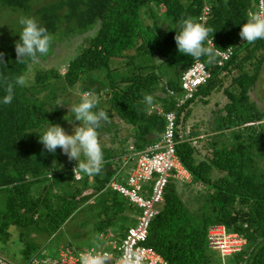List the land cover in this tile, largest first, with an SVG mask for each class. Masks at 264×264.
<instances>
[{
	"label": "trees",
	"instance_id": "trees-1",
	"mask_svg": "<svg viewBox=\"0 0 264 264\" xmlns=\"http://www.w3.org/2000/svg\"><path fill=\"white\" fill-rule=\"evenodd\" d=\"M38 1L0 0L1 11L34 18L53 37L47 56L18 63L15 44L20 36L0 28L5 61L0 66V243L9 240L8 229L15 227L14 241L32 258L38 252L32 234L53 239L84 209L90 212L96 235L112 232L119 242L139 210L108 183L123 169L120 158L128 145L140 151L153 144L165 130L164 115L174 113L177 157L190 182L206 191L199 207L191 210L171 180L145 246L168 264H213L207 231L223 225L246 240L228 264H264V111L250 95L264 67V40L238 44L258 0H48L34 8ZM205 5L209 12L202 22ZM147 16L152 24L146 23ZM189 17L213 29L218 49H233L222 66L177 51L175 32L179 21ZM85 33L89 35L68 58L64 73L41 66V59L53 55L56 42ZM196 62H202L211 77L177 106L181 75ZM20 75H25L26 85L16 86L12 103L3 104L4 78ZM77 90L94 92L99 103L93 111L103 109L110 117L98 129L103 170L80 173V181L72 172L78 161H69L60 148L48 153L39 142L48 123L73 134L68 124L76 122L70 108L81 102ZM61 92L73 101L67 97L59 106ZM214 92H221L226 103L214 126L205 131L206 141L200 123H186L197 106L208 105ZM145 94L154 97L153 106L144 103ZM87 190L92 193L84 195Z\"/></svg>",
	"mask_w": 264,
	"mask_h": 264
},
{
	"label": "built area",
	"instance_id": "built-area-1",
	"mask_svg": "<svg viewBox=\"0 0 264 264\" xmlns=\"http://www.w3.org/2000/svg\"><path fill=\"white\" fill-rule=\"evenodd\" d=\"M264 9V0H258L256 11ZM209 12V6L203 7L201 21L204 22ZM210 39V38H209ZM211 40V39H210ZM246 43L240 40L238 44ZM214 44V43H213ZM216 66L220 67L229 60L233 54L232 48H227ZM211 74L202 62H196L185 70L180 78L182 96H175L177 106L184 104L193 97L198 88L207 83ZM169 95H174L169 91ZM166 127L160 138L153 144L137 151L134 144H129L127 152L121 156V164L127 171L124 180L114 176L108 186L110 190L119 193L129 205L139 211L133 217L134 224L129 226L124 237L119 242H108L110 248H90L82 252H76L69 246H61L57 258L37 257L30 258L28 264H81V257L89 252L106 254L108 264H128L125 253H135L131 257L134 264H168V262L151 247L145 246L151 221L158 215L164 202V190L167 184L173 180L176 182H190L191 176L181 165L175 147L174 138L175 115H164ZM75 181H80L81 174L75 175ZM111 232L101 235L102 238H110ZM207 245L211 250L219 254V262L215 264H228L227 258L243 250L246 240L238 233L228 232L223 225H213L207 231ZM139 257V260L136 259ZM0 264H11L0 256Z\"/></svg>",
	"mask_w": 264,
	"mask_h": 264
},
{
	"label": "clouds",
	"instance_id": "clouds-1",
	"mask_svg": "<svg viewBox=\"0 0 264 264\" xmlns=\"http://www.w3.org/2000/svg\"><path fill=\"white\" fill-rule=\"evenodd\" d=\"M19 23L22 26V31L19 33L20 40L15 44L17 62L24 63L25 59L37 62L40 57L47 56L53 40L48 30L31 17L21 18ZM179 28V32H175L174 37L179 53L190 56L194 60L206 58V63L210 65L218 62L224 51L214 46L213 29L191 17L179 21ZM210 34H212L211 40L209 39ZM239 36L248 44L264 40V9L249 13V18L243 24ZM3 57L4 53H0V66L5 63ZM3 85L6 95L2 102L8 105L14 99L15 87L26 85V77L20 75L12 80L5 77ZM81 97V102L70 108V111L74 113V119L79 121V126L73 128V134H68L59 124L48 123L49 126L39 137V142L43 144L48 153L54 154L56 149L60 148L69 161H78V166L73 169L75 175L80 173L96 175L102 172L104 164V153L98 129L104 123L109 122L110 117L103 109L93 111L99 103L94 92L83 91ZM144 103L149 107L153 106L154 97L145 94ZM132 256H135V253H125L128 264H134L131 261ZM136 259L139 260V257ZM81 264H108V257L106 254L89 252L82 255Z\"/></svg>",
	"mask_w": 264,
	"mask_h": 264
},
{
	"label": "rangeland",
	"instance_id": "rangeland-1",
	"mask_svg": "<svg viewBox=\"0 0 264 264\" xmlns=\"http://www.w3.org/2000/svg\"><path fill=\"white\" fill-rule=\"evenodd\" d=\"M39 3L46 4L48 3V0H39L36 5H34V8H36ZM144 19L146 23L152 24V20L148 16ZM20 20L19 12H17V14H13V12L10 10H0V28L1 26L3 27V30L1 31H6L5 34H11L12 32H15L19 37V33L22 31V26L19 23ZM87 35H89V33L78 34L71 37L70 39H66L64 42H56L53 48V55L46 57V59H41L39 63H41V66L46 68L58 67L61 69V73H64V67L66 66L67 61L74 56L71 54L74 52L76 47L83 42ZM0 36H3V33H0ZM9 36L10 35H8L6 38ZM74 92L78 96L81 95L78 90ZM250 95L251 99L256 102L258 109L264 111V67L258 77L256 85L254 86L253 90H251ZM67 97L68 94L61 92L58 105H62L60 102L62 100H67ZM68 98L72 100L71 97ZM225 103L226 99L222 93L214 92L209 99L208 105L197 106L195 111L190 115L191 119L188 120L186 124L191 125L194 123H200L199 128L201 135L203 136V139H206L205 131L214 126L215 120L219 116L218 111L224 106ZM68 126H70L71 130L73 131L74 127L79 126V122L71 121ZM201 152L204 153V150ZM118 169L119 171L116 173V176H118V178L121 180H124V178L127 176V171L121 168ZM176 184L178 193L185 205L191 210L197 209L201 204L200 195L205 193L206 190L201 186H197L191 182H176ZM38 188L39 187H35L33 190L37 191ZM91 193V190H87L83 194L88 195ZM89 216L90 212L88 209L80 211L76 217L70 220L66 226L62 228V231L53 239L47 237L43 239L40 235L34 236L32 234L31 237L33 238L31 241L38 245V252L34 256H42L43 258H57L58 250L61 246H69L76 252H82L89 250L90 248L99 250L110 248V246L106 245L108 242H118L115 239L114 233L112 232L109 233L110 238H102L96 235L92 231V225ZM122 224L129 225L130 221L125 222L123 220ZM8 232L10 234L9 240L6 243H0V256L11 264H28V260L33 254L27 258L21 253V248L23 246L18 244L17 240L14 241L17 239L18 229L15 227H10ZM209 252L212 255V263L215 264L219 262L220 258L218 252L215 250H210ZM226 260L228 263L229 258Z\"/></svg>",
	"mask_w": 264,
	"mask_h": 264
}]
</instances>
